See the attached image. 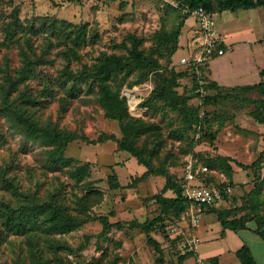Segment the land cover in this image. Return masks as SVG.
I'll return each mask as SVG.
<instances>
[{"label": "rangeland", "instance_id": "374dc122", "mask_svg": "<svg viewBox=\"0 0 264 264\" xmlns=\"http://www.w3.org/2000/svg\"><path fill=\"white\" fill-rule=\"evenodd\" d=\"M179 4L0 0V264H180L187 258L183 264H216L218 256L204 257L218 255L237 240L234 233L216 239L223 230L220 216L243 219L255 231L256 216L264 215V161L242 164H252L264 150V122L255 116L261 104L253 101L264 100V85L243 86L264 81L259 72L264 68V19L248 18V8L215 10L216 28L226 30L235 44L210 66L230 84L202 91L192 65L181 62L188 55L180 46L182 33L180 48L173 50L172 32L184 16ZM135 36L161 64L140 83H133L136 73L124 77L120 92L129 121L142 123L134 139L144 156L174 180L190 160L207 164L212 181L233 189L202 215L198 233L210 214L206 226L211 225L207 232L212 236L199 233V255L198 249L185 251L175 236L180 229L189 232L185 211L166 212L157 199L158 194L175 195L165 173L144 175L148 167L109 138L123 137L122 122L107 116L90 76L103 56L127 55ZM23 69L26 78L17 81ZM166 76L175 77L176 95L198 108L195 119L181 111L179 102L151 99ZM22 110L74 134L65 151L72 158L69 164L48 163L52 146L24 134L17 120ZM83 164L89 172L79 179L71 171ZM45 202L61 206L79 224L62 231L44 224ZM152 220L155 224L145 229L143 224ZM253 249L258 255L260 247ZM258 264H264V255Z\"/></svg>", "mask_w": 264, "mask_h": 264}, {"label": "trees", "instance_id": "16d2710c", "mask_svg": "<svg viewBox=\"0 0 264 264\" xmlns=\"http://www.w3.org/2000/svg\"><path fill=\"white\" fill-rule=\"evenodd\" d=\"M179 7L182 14V20L179 23V29L172 32V36L175 39V44L173 50H177L179 47V36L182 33V27L185 25L186 20L190 16V12H184L185 8L192 10L193 8L204 6L209 11L215 13L216 9L219 10H237L238 8H251L257 7L259 5H264V0H178ZM140 38L135 36L133 38L132 47L129 49L127 55L112 53L109 55L103 56L100 61L95 66V69L91 72L90 76L95 80L96 85L99 90V99L102 102L106 114L108 117L118 119L122 122L121 128L123 132L122 138H117L115 134H111L109 138L116 139L119 143V147L123 150L131 152L133 155L139 158V161L145 164L148 169L144 175H148L153 172L165 173L167 176V187L172 189L175 192L174 196H167L163 194H158L157 199L161 203L162 207L166 212L177 211L184 212L187 207L190 205V200L184 196L182 180L176 179L165 170H156L152 162L144 156L143 149L137 144L134 137L138 136L142 130V123L140 121H129L130 114L128 110L127 100L125 96L121 95V87L124 84V77H129L132 74L136 73L137 78L133 83H140L144 81L148 74L154 69L161 66L159 60L148 54L144 48L140 47ZM260 74L264 76V68L260 71ZM123 75L120 79L116 80L119 76ZM175 73L172 72V76ZM26 78L25 70H21L19 78L17 81H23ZM205 78L208 79V83L205 85L207 89H218L221 88V85L215 80L210 79L205 75ZM194 82L198 89H201V84L197 74L194 72ZM175 77H165V84L157 88V91L154 92L151 99L154 97H161L167 101L179 102L182 104L181 111L185 115L195 116V106L188 105L187 98L176 95V92L173 90L175 86ZM13 86L15 81L12 82ZM264 81L253 84H245L243 87L246 89H253L258 86H263ZM199 89V90H200ZM172 94H175L173 96ZM150 100V99H149ZM251 100V99H249ZM261 104V108L255 112V116L259 121L264 122V100L257 101ZM30 103V101H29ZM17 120L20 125L23 126L24 134L30 139L40 140L52 148L49 150L48 154V163L54 167H60L62 165H67L72 161V158L65 155L68 144L74 139V134L69 133L63 129H59L55 125L50 123L42 124L39 119H36L30 115H27L23 110L20 113H17ZM264 161V150L260 156L252 164H242L245 167H252L257 164L263 163ZM207 165V164H206ZM209 167V165H207ZM79 179L84 178L88 175V164H83L76 167L71 171ZM209 170L203 175L205 180L208 183L215 184L219 187L230 186V183L226 182H217L212 181L209 177ZM117 183V182H115ZM231 187V186H230ZM230 193H225V200L228 198ZM224 201V200H223ZM33 202H31L32 204ZM220 203V202H218ZM217 206L216 204L206 206V210H213ZM22 208H26V205H22ZM22 209V211H24ZM32 209V208H31ZM43 211L48 213V220L44 224L50 226L51 228L56 229L57 231L68 230L72 227H75L79 222L74 219L73 216L63 213V208L61 206L53 205V202H45L43 206ZM257 227L255 232L258 233L264 239V215H257ZM219 221L222 225V234L226 232L227 229H233L235 231L241 228H247L243 219L237 218H223L219 217ZM155 224V220L149 221L143 224V227L147 230ZM166 226V225H165ZM236 254L241 261V264H257V260L253 253L251 246L248 243H244L237 251Z\"/></svg>", "mask_w": 264, "mask_h": 264}, {"label": "built area", "instance_id": "2783aa9c", "mask_svg": "<svg viewBox=\"0 0 264 264\" xmlns=\"http://www.w3.org/2000/svg\"><path fill=\"white\" fill-rule=\"evenodd\" d=\"M173 4L178 0H164ZM184 12H190L194 19L192 29V47L188 55L182 57L181 62L192 65L197 74L201 90L204 91L208 80L205 78L206 69L210 61L219 55L225 53L224 38L216 28L215 14L204 6H199ZM209 167L206 164L190 160L185 163L181 174L183 194L190 200V205L185 210V216L189 221V232L184 233L182 229L175 234L184 242L185 251H196L200 241L198 226L206 206L216 204L225 200V193L233 191L232 187H219L215 184L208 183L203 176ZM175 229V226L174 228Z\"/></svg>", "mask_w": 264, "mask_h": 264}, {"label": "crops", "instance_id": "0c3cea01", "mask_svg": "<svg viewBox=\"0 0 264 264\" xmlns=\"http://www.w3.org/2000/svg\"><path fill=\"white\" fill-rule=\"evenodd\" d=\"M257 7H263V11L260 12L259 10H255L257 9ZM257 7H251V8H248L249 9V13L247 15L248 18L250 19H264V5H259ZM238 9H242V8H238ZM237 9V10H238ZM226 10H230V9H226ZM237 10H231V11H237ZM256 11V12H255ZM194 27V19L192 17H189L187 20H186V23L185 25L183 26L182 28V35H181V39H180V46L186 48L187 52L186 54L188 53V51H190V48L192 47V29ZM221 36L224 38V48L226 49L228 46L229 47H232L234 46L235 44V41L233 39H231L227 33H226V30H223L221 33ZM262 34L264 36V29H262ZM244 42H252L250 40H243ZM231 45V46H230ZM180 48V47H179ZM226 52V51H225ZM225 54V53H224ZM217 57V56H216ZM215 58V57H214ZM213 58V59H214ZM212 59V60H213ZM211 62V61H210ZM263 69V68H262ZM260 69V71L262 70ZM259 71V72H260ZM206 73L207 75L217 81L219 84L223 85V84H230L228 83L227 81H222V79H220V76L217 74V72H213L211 66H210V63L208 64V67L206 69ZM209 215L210 214H207L205 216V219L204 221L202 222V228L199 227V233L201 235V232L204 233V236L208 239L210 236V233L207 232L208 229L211 228V225L209 226H206V221L209 219L211 220V218H209ZM218 223V222H217ZM221 227V226H220ZM221 229V228H219ZM219 232V231H218ZM231 234V233H234L236 236H237V240H236V245L231 247L230 245H227L226 248L220 252L218 255H214V256H208L206 255L204 258H206L205 260L208 261L209 258L211 257H216L218 256L217 258V263L216 264H241V261L239 260L237 254H236V251L244 244V243H248L252 250H253V253L255 255V258L257 260V264H258V256H262L264 255V239L258 234L256 233L255 231L253 230H250L248 228H241L237 231L233 230V229H227L226 232L222 235L220 234L221 236L220 237H216L217 238H220V239H223V240H226L228 234ZM216 236V235H215ZM214 236V237H215ZM206 241H210V240H206ZM205 241V242H206ZM203 245H206V244H203ZM202 247V245H200ZM253 246H259L260 247V251H258V255L257 253H255L254 249H253ZM205 248V247H204ZM205 250V249H204ZM197 254L199 255L200 254V247L198 248V251H197ZM188 259V258H187ZM186 259V260H187ZM186 260L182 261L180 264H183ZM201 260V263H202V260L203 258H200ZM210 263V262H209ZM212 264V263H211Z\"/></svg>", "mask_w": 264, "mask_h": 264}]
</instances>
